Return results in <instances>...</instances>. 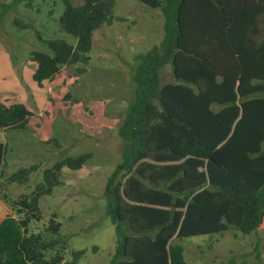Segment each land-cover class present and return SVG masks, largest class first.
Returning a JSON list of instances; mask_svg holds the SVG:
<instances>
[{"label":"trees","instance_id":"1","mask_svg":"<svg viewBox=\"0 0 264 264\" xmlns=\"http://www.w3.org/2000/svg\"><path fill=\"white\" fill-rule=\"evenodd\" d=\"M16 1L31 7L33 0ZM62 1L58 30L74 42L38 36L47 50L30 52L37 86L66 65L76 66L61 83L76 84L88 70L93 32L114 18L116 0ZM136 1L160 8L164 38L136 56L135 98L117 130L127 146L103 189L116 234L109 264H186L177 240L264 229V0ZM168 62L172 80L160 83L157 70ZM71 97L65 87L49 94L44 117ZM31 116L22 103H0V129H25ZM5 153L0 142V171ZM91 156L54 162L15 199L2 197L0 183V201L10 209L0 221V264H78L85 250L64 259L59 248L66 238L54 213L48 238L31 224L41 220L40 198L62 184V168L80 169ZM37 168L21 166L8 180L26 184Z\"/></svg>","mask_w":264,"mask_h":264},{"label":"rangeland","instance_id":"2","mask_svg":"<svg viewBox=\"0 0 264 264\" xmlns=\"http://www.w3.org/2000/svg\"><path fill=\"white\" fill-rule=\"evenodd\" d=\"M63 10L62 0H33L31 7L16 0H0V103L19 102L32 113L25 129H0V142L6 145L1 195L11 200L28 194L42 181L43 169L67 156L91 152L80 169L62 168V184L40 198L41 220L31 224V230L48 238L45 226L54 213L59 232L66 238L64 249L59 248L65 260L72 259V252L84 249L78 264H109L116 234L105 210L103 189L126 151V142L117 130L135 98L136 56L161 45L164 17L160 8L136 0H116L111 24L93 32L88 70L78 82L72 86L61 83L76 66L66 65L55 79L37 86L32 79L35 64L30 52L47 50L38 36H61L74 42L58 30ZM16 18L31 27H17L13 23ZM157 75L160 83L172 80L170 63L159 68ZM63 87L71 92V100L57 102L53 117L46 119L43 109L47 96ZM42 136L55 138L58 145L44 142ZM30 164L38 168L26 184L8 180L17 168ZM177 241L184 248L186 264H264V229L247 234L229 229Z\"/></svg>","mask_w":264,"mask_h":264},{"label":"crops","instance_id":"3","mask_svg":"<svg viewBox=\"0 0 264 264\" xmlns=\"http://www.w3.org/2000/svg\"><path fill=\"white\" fill-rule=\"evenodd\" d=\"M3 212V215L0 217V221L8 214L7 207L4 203H0V214Z\"/></svg>","mask_w":264,"mask_h":264}]
</instances>
